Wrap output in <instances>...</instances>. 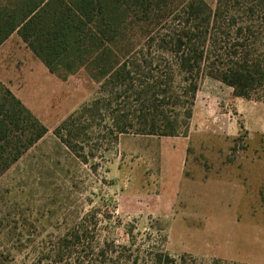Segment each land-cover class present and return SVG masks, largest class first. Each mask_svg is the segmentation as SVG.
<instances>
[{
  "label": "rangeland",
  "instance_id": "374dc122",
  "mask_svg": "<svg viewBox=\"0 0 264 264\" xmlns=\"http://www.w3.org/2000/svg\"><path fill=\"white\" fill-rule=\"evenodd\" d=\"M143 54L135 84L173 85L154 98L176 137L137 134L135 94L88 68L60 78L16 33L0 46L1 84L47 129L0 176V264H264V94L236 98L146 45ZM65 121L70 136L55 133ZM184 138L176 191L167 158Z\"/></svg>",
  "mask_w": 264,
  "mask_h": 264
},
{
  "label": "trees",
  "instance_id": "16d2710c",
  "mask_svg": "<svg viewBox=\"0 0 264 264\" xmlns=\"http://www.w3.org/2000/svg\"><path fill=\"white\" fill-rule=\"evenodd\" d=\"M14 33L50 74L63 78L88 68L104 85L135 94L137 134L144 136H178L176 124L159 119L154 98L166 97L173 85L135 84L137 56L143 58L145 45L174 59L180 72L203 74L231 88L236 98L264 94V0H217L214 9L203 0H0V46ZM196 92L191 83L187 120ZM116 112L124 121L131 116ZM67 123L55 133L70 136ZM46 134L0 82V176Z\"/></svg>",
  "mask_w": 264,
  "mask_h": 264
},
{
  "label": "crops",
  "instance_id": "0c3cea01",
  "mask_svg": "<svg viewBox=\"0 0 264 264\" xmlns=\"http://www.w3.org/2000/svg\"><path fill=\"white\" fill-rule=\"evenodd\" d=\"M186 140L187 138H184L182 139L183 142L181 141L179 143H175V146L178 148L177 152L174 153V151H172L170 153L171 156L167 158V163L170 164V167H173V170H174L173 173L175 175H174L172 183L174 181L176 182V188L174 189L176 191H178L179 183H180V180L182 179L184 167H185L186 160H187L188 142ZM173 187L174 186H172L171 188L172 190H173Z\"/></svg>",
  "mask_w": 264,
  "mask_h": 264
}]
</instances>
